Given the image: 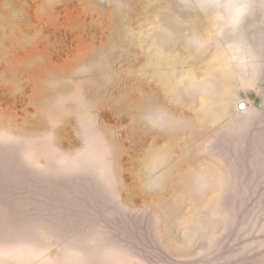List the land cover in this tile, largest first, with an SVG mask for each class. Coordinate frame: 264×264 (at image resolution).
Wrapping results in <instances>:
<instances>
[{"label": "rangeland", "instance_id": "1", "mask_svg": "<svg viewBox=\"0 0 264 264\" xmlns=\"http://www.w3.org/2000/svg\"><path fill=\"white\" fill-rule=\"evenodd\" d=\"M0 264H264V0H0Z\"/></svg>", "mask_w": 264, "mask_h": 264}]
</instances>
